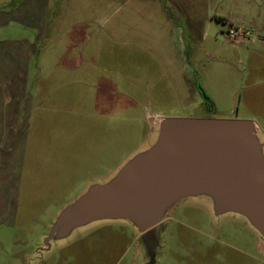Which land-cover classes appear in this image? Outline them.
Listing matches in <instances>:
<instances>
[{
	"label": "rangeland",
	"instance_id": "rangeland-1",
	"mask_svg": "<svg viewBox=\"0 0 264 264\" xmlns=\"http://www.w3.org/2000/svg\"><path fill=\"white\" fill-rule=\"evenodd\" d=\"M141 5L0 0V41L13 45L8 55L18 63L21 46L31 52L23 94H48L32 131L46 151L39 160L29 155L20 169L14 210L6 209L0 222V264H264L261 233L239 213L217 214L206 194L170 206L154 233L127 219H97L50 238L65 208L156 143L162 117L264 120V94L218 92L215 100L206 94L210 101L202 106L189 89L212 79L222 91L235 75L225 63L233 44L223 22L213 18L182 34L184 61L167 65L145 45L146 35L131 41L127 34L129 16ZM67 11L76 18L65 19ZM173 69L183 94L169 75ZM19 70L18 64L7 68L0 84ZM10 84L1 93L12 94Z\"/></svg>",
	"mask_w": 264,
	"mask_h": 264
},
{
	"label": "water",
	"instance_id": "water-1",
	"mask_svg": "<svg viewBox=\"0 0 264 264\" xmlns=\"http://www.w3.org/2000/svg\"><path fill=\"white\" fill-rule=\"evenodd\" d=\"M201 194L217 214L239 213L264 237V156L253 121L163 118L156 143L65 208L50 238L97 219H127L152 233L170 206Z\"/></svg>",
	"mask_w": 264,
	"mask_h": 264
},
{
	"label": "crops",
	"instance_id": "crops-1",
	"mask_svg": "<svg viewBox=\"0 0 264 264\" xmlns=\"http://www.w3.org/2000/svg\"><path fill=\"white\" fill-rule=\"evenodd\" d=\"M26 1V0H24ZM39 1V0H37ZM84 3L85 0H77ZM142 4L129 16L130 25L128 35L131 41L137 35H146L145 45L163 64L184 61L185 47L181 35L188 30H195L203 24L212 23V19L224 24L229 22L242 28L248 33L247 38L238 45H228L230 55L225 63L235 75L229 74L220 91L207 79L200 90L189 88L191 93L200 94L199 102L205 105L203 93L214 95L218 92L226 94H264V0H130ZM3 12L0 11V26L4 23ZM76 18L73 12H66L64 18ZM162 36L159 43L151 36ZM172 36V42H170ZM8 43L0 41V75L7 72V68L18 64L19 71H14L11 77H5L3 83L11 82L12 94L0 91V222L5 216L6 209L14 210L15 188L21 170L29 155L39 160L46 150L39 149L38 133L34 135V124L44 112L41 103H44L48 94H23L24 92V65L27 55H31L25 45L17 52L18 61L8 55ZM69 51V50H68ZM29 52V53H28ZM68 57V56H67ZM243 65V69H239ZM17 68V67H16ZM173 84L181 93L180 79L176 77L177 70H168ZM15 84V86H14ZM181 85V86H180ZM4 87V86H3ZM190 94V93H189ZM202 94V95H201ZM185 107L184 96L182 100ZM213 102V101H212ZM39 103V106H38ZM41 112H38L40 111ZM165 117H162V119ZM252 121L256 125V134L259 138L264 156V120L255 116ZM160 127V122L158 123ZM33 136V137H32ZM33 146V149H32ZM35 146L38 148H35ZM14 189V193L10 190ZM11 205V207H10Z\"/></svg>",
	"mask_w": 264,
	"mask_h": 264
},
{
	"label": "built area",
	"instance_id": "built-area-1",
	"mask_svg": "<svg viewBox=\"0 0 264 264\" xmlns=\"http://www.w3.org/2000/svg\"><path fill=\"white\" fill-rule=\"evenodd\" d=\"M225 25L226 28L223 33L225 34L226 39L233 45H238L247 38L248 33L244 32L239 26L229 22L225 23ZM161 120L162 119H160V122Z\"/></svg>",
	"mask_w": 264,
	"mask_h": 264
},
{
	"label": "flooded vegetation",
	"instance_id": "flooded-vegetation-1",
	"mask_svg": "<svg viewBox=\"0 0 264 264\" xmlns=\"http://www.w3.org/2000/svg\"><path fill=\"white\" fill-rule=\"evenodd\" d=\"M153 233H154V232H153ZM149 236H150V234H147V235H146L147 242L150 241V237H149ZM151 243H152V242H151Z\"/></svg>",
	"mask_w": 264,
	"mask_h": 264
},
{
	"label": "trees",
	"instance_id": "trees-1",
	"mask_svg": "<svg viewBox=\"0 0 264 264\" xmlns=\"http://www.w3.org/2000/svg\"><path fill=\"white\" fill-rule=\"evenodd\" d=\"M203 95H204V97H205L206 101H208V102H209L210 100H209V98L206 96V94H205V93H203Z\"/></svg>",
	"mask_w": 264,
	"mask_h": 264
}]
</instances>
